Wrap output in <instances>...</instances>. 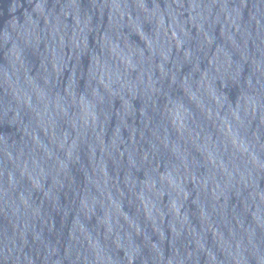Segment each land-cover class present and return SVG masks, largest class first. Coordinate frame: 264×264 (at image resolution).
Listing matches in <instances>:
<instances>
[{"label": "clouds", "instance_id": "9594fccd", "mask_svg": "<svg viewBox=\"0 0 264 264\" xmlns=\"http://www.w3.org/2000/svg\"><path fill=\"white\" fill-rule=\"evenodd\" d=\"M0 264H264V0H0Z\"/></svg>", "mask_w": 264, "mask_h": 264}]
</instances>
